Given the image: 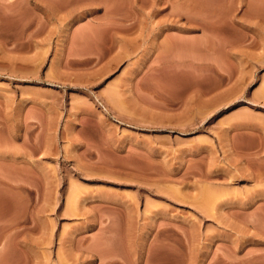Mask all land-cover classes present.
<instances>
[{
    "label": "rangeland",
    "instance_id": "rangeland-1",
    "mask_svg": "<svg viewBox=\"0 0 264 264\" xmlns=\"http://www.w3.org/2000/svg\"><path fill=\"white\" fill-rule=\"evenodd\" d=\"M0 264H264V0H0Z\"/></svg>",
    "mask_w": 264,
    "mask_h": 264
}]
</instances>
